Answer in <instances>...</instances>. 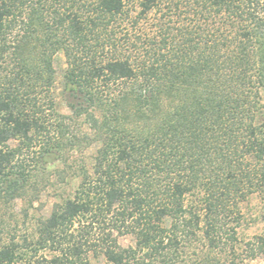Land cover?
<instances>
[{
  "label": "trees",
  "instance_id": "1",
  "mask_svg": "<svg viewBox=\"0 0 264 264\" xmlns=\"http://www.w3.org/2000/svg\"><path fill=\"white\" fill-rule=\"evenodd\" d=\"M129 2L0 0V185L21 196L37 168L65 162L57 53L94 145L72 193L31 237L2 243L0 264L264 254V236L238 231L249 195L264 206V0H138L134 16ZM152 12L154 32L131 34Z\"/></svg>",
  "mask_w": 264,
  "mask_h": 264
},
{
  "label": "rangeland",
  "instance_id": "2",
  "mask_svg": "<svg viewBox=\"0 0 264 264\" xmlns=\"http://www.w3.org/2000/svg\"><path fill=\"white\" fill-rule=\"evenodd\" d=\"M127 8L134 16L140 8L138 0H130ZM156 20L155 12H152L147 19L140 21L139 30L132 29L130 33H153L152 22ZM53 65L56 69V80L52 95L57 112L64 116L58 118L57 122H61L63 126L60 140L65 145V162L63 159H57L45 169L37 168L21 196H10L5 192L6 185H0V245L13 238L21 243L23 237H31L37 221L48 214L52 204L60 200L62 195H68L74 190L78 183V177L73 171L75 164L82 159L87 163L91 160L94 145H90L83 138L90 129L82 117H73V93L64 89L62 74L66 67L65 56L62 53L55 54ZM192 198L193 195L188 196V200ZM241 207L243 219L238 228L241 242L255 235L264 236V206L261 197L251 194L242 202ZM120 241L127 244L130 238L122 237ZM263 255L250 261V264H264ZM93 263L103 264V260H94Z\"/></svg>",
  "mask_w": 264,
  "mask_h": 264
}]
</instances>
